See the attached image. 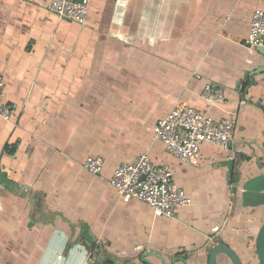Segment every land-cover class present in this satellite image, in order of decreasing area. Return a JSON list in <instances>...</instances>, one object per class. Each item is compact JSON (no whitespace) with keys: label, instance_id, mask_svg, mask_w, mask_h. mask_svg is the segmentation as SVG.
Masks as SVG:
<instances>
[{"label":"crops","instance_id":"crops-1","mask_svg":"<svg viewBox=\"0 0 264 264\" xmlns=\"http://www.w3.org/2000/svg\"><path fill=\"white\" fill-rule=\"evenodd\" d=\"M49 1L0 0L2 101L17 106L0 116V264H207L216 242L259 264L264 204L244 205L241 184L264 173V54L244 43L264 0H90L83 24ZM209 81L224 94L211 105ZM177 100L234 115L231 150L204 142L191 164L153 139ZM143 152L190 198L173 217L108 182Z\"/></svg>","mask_w":264,"mask_h":264},{"label":"built area","instance_id":"built-area-1","mask_svg":"<svg viewBox=\"0 0 264 264\" xmlns=\"http://www.w3.org/2000/svg\"><path fill=\"white\" fill-rule=\"evenodd\" d=\"M89 3L90 0H50L48 8L60 19L83 24ZM244 43L249 47L264 49V9L253 10ZM3 88L4 81L0 74V116L12 120L17 106L2 101ZM200 95L209 105L224 99L222 88L212 81L204 84ZM234 128V115L215 119L207 112L193 108L185 100H177L164 116L156 120L152 134L153 139L165 144L170 154L183 162L196 164L200 158V146L204 142L231 150ZM82 165L91 174L100 175L103 158L88 155ZM108 182L123 200H140L152 208L155 216L173 217L176 206L190 203L184 189L173 182L170 165L152 162L146 152L133 161L119 162Z\"/></svg>","mask_w":264,"mask_h":264},{"label":"water","instance_id":"water-1","mask_svg":"<svg viewBox=\"0 0 264 264\" xmlns=\"http://www.w3.org/2000/svg\"><path fill=\"white\" fill-rule=\"evenodd\" d=\"M258 49L264 54L263 48L258 47ZM241 190L244 205L264 204V173L256 174L244 180L241 184ZM220 252L225 253L232 264H243L236 252L222 242H216L211 246L207 255V264H216V255ZM256 254L259 264H264V222L256 235Z\"/></svg>","mask_w":264,"mask_h":264},{"label":"rangeland","instance_id":"rangeland-1","mask_svg":"<svg viewBox=\"0 0 264 264\" xmlns=\"http://www.w3.org/2000/svg\"><path fill=\"white\" fill-rule=\"evenodd\" d=\"M20 251H22V249L20 250ZM19 256L21 255V257H19V258H22L23 256H24V253L22 254V253H20V254H18ZM23 259V258H22ZM17 261H18V257H17Z\"/></svg>","mask_w":264,"mask_h":264}]
</instances>
